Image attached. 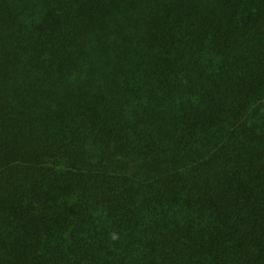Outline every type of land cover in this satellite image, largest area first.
<instances>
[{"label":"trees","instance_id":"obj_1","mask_svg":"<svg viewBox=\"0 0 264 264\" xmlns=\"http://www.w3.org/2000/svg\"><path fill=\"white\" fill-rule=\"evenodd\" d=\"M0 264H264V0H0Z\"/></svg>","mask_w":264,"mask_h":264},{"label":"clouds","instance_id":"obj_2","mask_svg":"<svg viewBox=\"0 0 264 264\" xmlns=\"http://www.w3.org/2000/svg\"><path fill=\"white\" fill-rule=\"evenodd\" d=\"M112 238H113V239H117L118 236L114 234V235L112 236Z\"/></svg>","mask_w":264,"mask_h":264}]
</instances>
